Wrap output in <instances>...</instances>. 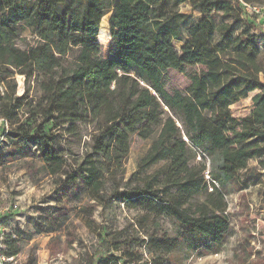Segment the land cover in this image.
Returning a JSON list of instances; mask_svg holds the SVG:
<instances>
[{
  "label": "trees",
  "instance_id": "1",
  "mask_svg": "<svg viewBox=\"0 0 264 264\" xmlns=\"http://www.w3.org/2000/svg\"><path fill=\"white\" fill-rule=\"evenodd\" d=\"M252 1L0 0V84L22 75L41 92L32 104L28 89L21 95L0 91V118L9 121L12 138L0 145V157L15 159L32 143L42 172L59 180L63 197L99 196L105 182L98 155L109 152L119 164L131 135L150 138L138 167L164 164L143 186L115 191L109 199L173 219L174 237L163 235V248L213 252L221 232L216 212L226 209L220 188L229 182L246 186L239 172L252 159L264 169V33H255L245 11L243 2ZM16 3L22 4L20 14ZM184 3L200 14L190 25L179 9ZM107 14L108 21L102 20ZM22 28L34 33L35 43L26 42ZM97 35L109 36L106 56ZM181 41L177 50L174 42ZM187 66L199 70L188 74L185 88L167 89L164 73ZM252 92L250 112L235 117L231 105ZM24 107L28 115L19 122ZM87 123L95 125L89 152L67 171L72 164L60 154L59 134L79 137ZM192 149L208 157L209 169L204 161L190 164ZM60 208L61 215L46 216L64 223ZM37 226L43 231L42 223ZM6 234L3 252L13 258L17 239ZM105 246L88 264H134L141 258L127 252L128 261L120 263L126 253L117 258ZM165 253L160 250L153 260Z\"/></svg>",
  "mask_w": 264,
  "mask_h": 264
},
{
  "label": "rangeland",
  "instance_id": "2",
  "mask_svg": "<svg viewBox=\"0 0 264 264\" xmlns=\"http://www.w3.org/2000/svg\"><path fill=\"white\" fill-rule=\"evenodd\" d=\"M251 3L264 7V0H253ZM15 8L19 14L23 12L22 4L16 3ZM179 9L188 15L187 25L200 17L188 3L180 5ZM108 17L109 14L102 20L108 21ZM106 27L109 34V25ZM21 35L32 44L37 40L28 28H22ZM185 36L183 31L182 41ZM97 41L101 44L102 55L106 56L109 36L101 39L97 35ZM182 41L174 42L177 50ZM198 70V66H187L182 71L169 69L164 73L162 82L169 90H182L188 83V74ZM14 78L15 83L6 80L0 84L1 93L14 90L15 94L21 95L28 89L27 101L35 104L41 94L35 81L31 78L24 81L22 75ZM253 94L231 105L235 117L250 112ZM30 106L33 105L25 107ZM25 107L18 112L19 122L28 115ZM94 129V124L87 123L81 125L79 137L59 134L60 154L72 164V168L66 167L67 171L75 169L76 163L79 164L85 153L89 152ZM9 130V121L0 118V145L12 141ZM149 143L150 138L141 139L131 135L129 152L119 164L114 162L109 152L98 155L105 182L101 196L81 192L79 196L63 197L59 180L42 172V162L37 158V150L32 143H26L25 152L15 159L0 157V227L5 229L6 235L16 238L19 246L18 254L8 264H88L91 257H97L104 251L102 245L109 247L107 253L117 258L126 253L125 257L118 258L120 263L128 261L127 252H134L141 256L134 264L145 261L148 264H264V169L259 159L250 160L247 169L239 172V177L247 180L246 186L229 182L220 188L226 202V209L216 212L221 229L220 245L213 252H189L185 247L172 250L163 248L161 237H174L173 219L155 214L145 207L129 208L117 199H109L115 191L143 186L151 179L153 172L164 164L160 162L144 170L138 167ZM4 151L8 152L9 147H5ZM189 156L190 164L204 161L207 169L210 168L208 157L198 150L192 149ZM204 175L208 180L206 172ZM203 198L200 195L197 200L202 201ZM60 207L65 212L62 224L54 222L52 216H46L53 211L61 215ZM45 217H49V220H44ZM59 218L62 219L61 216ZM40 223L43 231L37 232ZM160 250L166 252L164 257L153 260Z\"/></svg>",
  "mask_w": 264,
  "mask_h": 264
},
{
  "label": "built area",
  "instance_id": "3",
  "mask_svg": "<svg viewBox=\"0 0 264 264\" xmlns=\"http://www.w3.org/2000/svg\"><path fill=\"white\" fill-rule=\"evenodd\" d=\"M245 11L253 18L256 29L255 33L261 37V34L264 33V7H260L258 5L254 4H247L244 3ZM5 234V229L3 227H0V264H7L9 261L12 260L11 257H7L4 252V245H3V236Z\"/></svg>",
  "mask_w": 264,
  "mask_h": 264
}]
</instances>
